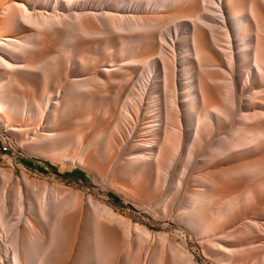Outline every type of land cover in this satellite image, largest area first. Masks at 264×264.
<instances>
[{
	"label": "bare ground",
	"instance_id": "1",
	"mask_svg": "<svg viewBox=\"0 0 264 264\" xmlns=\"http://www.w3.org/2000/svg\"><path fill=\"white\" fill-rule=\"evenodd\" d=\"M1 13L0 24L18 19L26 34L0 42V116L34 114L5 95L21 82L17 73L34 85L50 80L54 51L29 60L41 41L61 37L58 51L70 57L88 45L111 49L107 64L69 78L37 109L43 134L31 142L66 144L58 120L72 100L87 105L106 91L108 120L67 157L140 216L165 230L172 216L205 259L264 264V0H22ZM26 198L23 230L8 229L10 206L0 199V264H196L181 234L132 226L84 193Z\"/></svg>",
	"mask_w": 264,
	"mask_h": 264
},
{
	"label": "rangeland",
	"instance_id": "2",
	"mask_svg": "<svg viewBox=\"0 0 264 264\" xmlns=\"http://www.w3.org/2000/svg\"><path fill=\"white\" fill-rule=\"evenodd\" d=\"M11 1L22 4V0H0V18L2 17V8ZM18 15H20V12ZM18 23V19L10 18L5 19L0 24V42L2 41L5 44L6 37H19L26 34L24 28L18 26ZM61 42V37L51 35L48 43L41 41L38 44L39 53H36V51L30 53L29 60L36 65L47 59H45L46 55L40 54V51L49 49L58 56L57 60L59 62L51 70L48 82L40 81L34 85L30 81L31 76L29 74L17 73V80L21 82L9 87L5 95L7 100L14 98L21 107L26 105V109L28 111L33 109L34 113L32 116L27 113L26 117L23 111L13 110L9 115L0 116V199H3L10 206L8 229H26V218L29 214V201L26 195L37 194L47 201H51L70 198L76 193H84L92 197L95 202L105 204L111 208L116 215L130 221L132 226L146 227L151 234H160L162 232L170 236L175 233L181 234L189 242V250L195 256V259H192L193 262L196 264H216L215 259H205L204 256L200 255V251L203 249L197 248L191 234L173 223L172 216L167 217L166 221L170 224L167 230L150 218L140 216L139 210L131 201L126 200L124 196L115 191H105L101 185L94 182L90 173L85 172L81 166L74 163L70 157H67V155L73 156L76 154V146L81 139L92 140V136L96 135L99 132L98 129H102L104 126L102 124L103 121L108 120V114L105 113L109 106V100L106 99L107 96L105 95L108 94L106 91L101 92L96 102L92 100L87 105H83L81 102H73L72 100L69 108L65 113L63 112V115L58 120V129L61 128L63 132L60 139L68 140L66 144L59 140L54 142H51V140L31 142L36 135L43 134L42 125L40 124L41 117H39L37 109L44 105V101L49 98L53 100L52 103L55 102V99L60 95L58 91L65 88L69 78H75L81 74L90 75L92 72L95 73L99 66L107 64L116 55V52L111 49L102 50L88 45L78 54L70 57L68 53L62 54L58 51ZM27 57H29V54ZM151 59H154V56ZM4 73V71L0 70V75ZM252 91L250 89L242 99ZM242 103L243 105L247 104L246 102ZM62 110L61 103L58 106V111L61 113ZM183 112L182 109L180 117H183ZM7 118L8 121H6ZM25 122L26 124H24ZM43 125L45 126V124ZM11 126H15L16 130H12ZM140 129L141 127L138 128V130ZM139 134L141 132L135 134L133 141L137 140L136 136ZM180 154L175 158L178 162L181 159L180 156L182 154ZM196 159H200V156ZM72 170L77 172L71 173ZM176 174V171H171L170 181L175 178ZM17 192L22 193L24 196L22 207L16 205L18 200ZM109 195L115 197V199ZM1 230L0 228L2 233ZM157 243L162 248L165 241ZM122 245L123 242L120 240L119 246L122 247ZM149 260L136 259L137 264L140 261L141 264H144L149 262ZM122 261L123 259H116L115 263L121 264Z\"/></svg>",
	"mask_w": 264,
	"mask_h": 264
},
{
	"label": "trees",
	"instance_id": "3",
	"mask_svg": "<svg viewBox=\"0 0 264 264\" xmlns=\"http://www.w3.org/2000/svg\"><path fill=\"white\" fill-rule=\"evenodd\" d=\"M74 172H77V171H73V170L71 171V173H74ZM110 197L113 198V199H115V197H113V196H110Z\"/></svg>",
	"mask_w": 264,
	"mask_h": 264
}]
</instances>
